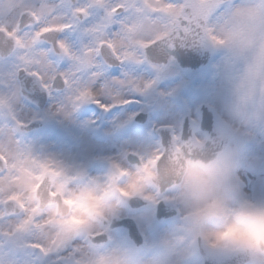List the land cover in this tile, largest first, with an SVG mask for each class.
I'll return each instance as SVG.
<instances>
[{
    "label": "clouds",
    "instance_id": "clouds-1",
    "mask_svg": "<svg viewBox=\"0 0 264 264\" xmlns=\"http://www.w3.org/2000/svg\"><path fill=\"white\" fill-rule=\"evenodd\" d=\"M137 3L142 13L134 16L129 22L131 27L122 29L115 39L124 61L136 60L140 52L149 49L167 53L211 46L222 50L226 65L235 71L234 111L241 116L264 118V0H170L166 12L156 13L143 0ZM224 6L227 8L221 12ZM46 22L53 21L45 16L37 27ZM34 24L26 14L18 30L14 23H8V31H16L20 42L0 31V53H17L21 74L38 73L50 88L62 81L71 89L68 104L72 109L98 102L97 93L81 85L79 77L93 69L99 58L107 63L120 62L116 55L107 47L76 54L75 69L61 74L55 71L49 56L40 54L39 45L45 41L33 34ZM106 32L107 28L103 38ZM55 52L66 56L58 48ZM121 84L140 87L135 81ZM85 92L89 95H82ZM114 99L123 102L119 96ZM12 103L6 86L0 95V110L10 114ZM10 118L15 120L14 116ZM17 127L0 126V212L4 214L0 235L6 239L16 234L15 217H30L27 230L36 235L34 243L51 253L66 251L79 237L88 240L71 252L72 264H187L194 249L236 258L242 264H264V202L244 198L235 184L237 151L229 147V135L187 141L175 137L168 148L146 160L147 168L142 161L134 171L115 168L106 183L73 186L62 168L59 176L38 179L42 174L40 158L21 145ZM36 185L39 188L34 194ZM14 195L29 212L21 211L16 201L9 200ZM132 196L147 200L164 196L181 209L178 224L160 241V254L147 260L130 250L105 251L95 243L107 234L105 222L120 211L125 198ZM66 199L74 203L66 204Z\"/></svg>",
    "mask_w": 264,
    "mask_h": 264
},
{
    "label": "rangeland",
    "instance_id": "rangeland-1",
    "mask_svg": "<svg viewBox=\"0 0 264 264\" xmlns=\"http://www.w3.org/2000/svg\"><path fill=\"white\" fill-rule=\"evenodd\" d=\"M81 2L83 3L85 0H81ZM238 2L239 0H237ZM31 6L45 7L44 11L39 14L38 23H41L45 16L51 17L53 21L51 23L46 22L38 35L52 29L61 30V27L65 24V22L56 23L55 21H64L61 14L68 12V0H0V23L7 22L17 25L18 17L22 12L17 13L15 10L23 8L24 12L31 13ZM226 8L227 6L221 9V12L225 11ZM8 33L19 38L16 36V31H8ZM38 35L35 36L38 37ZM39 52L42 55L48 54L43 49H39ZM214 58L212 65L205 71L185 73L174 65H170L165 69L154 67L145 60L142 52H140L138 59L122 62L119 78H114L107 73L95 75L94 85L91 88L97 93L98 102L89 103L100 106L104 102L103 107L98 108L102 110L103 114L92 106L88 108V116L81 121L76 115V110L68 104V93L58 97L57 108L56 106H48L42 111L44 115L42 117L47 121L48 130L47 135H43L41 138V140L45 139L43 143H40V139L34 136L29 139L19 137L18 130L16 131L17 138L22 146L30 149L34 156L40 158L38 163L42 168V172L49 170L59 176L62 174L60 171V168H62L70 177L72 174L84 171L87 168V160L92 165L93 158L87 157L89 153H92L93 147L98 148V144H92L85 138L83 140L82 136L72 147H68L66 142L61 141V139L53 146L47 141L51 133L65 132L69 127L75 128L80 123L84 125L81 128H86L87 132L100 133L105 139L104 145H102L103 143L101 145L107 154L105 158L106 165L110 166L116 164V162H121L120 154H125L127 148L125 146L131 142L127 140L120 143L118 135H114L113 132L116 128H118L119 133L127 129L130 123L128 118L130 113L134 111L147 112L151 124L168 125L176 128L181 114L194 117L195 109L202 103H208L234 132V138L229 147L237 151L235 184L240 188L244 198L252 202H264V118H256L253 115L241 116L234 111L233 78L235 71L229 69L226 65L225 54L222 50L215 49ZM19 62V56L15 53L10 62L0 63V85L4 87V89L0 88L3 91L1 94L5 93L7 86V90L13 98L10 114L0 110V126L5 124L15 126L18 124L17 122L26 124L38 116L35 111L23 104L20 97L15 73ZM50 63L55 69V63L53 61ZM131 81H135L140 85L139 90L123 87L121 84V82L127 84ZM116 83L120 84L118 95L113 93L114 86H117ZM148 83H151L152 86L145 88ZM117 96L126 103L115 100L114 97ZM86 104H82L84 107L79 106V114L85 112ZM12 116L15 117V120L10 118ZM55 119L58 120L57 123H55ZM146 152L151 157L156 153V150ZM40 178L41 176L38 177V179ZM72 184L73 186H81L76 179H72ZM87 185H90V183ZM36 186L33 188V193ZM9 199H14L20 203L23 212L30 211L18 196L14 195ZM121 211L122 209L118 213ZM179 213H181L180 208ZM3 219V213L0 212V225L4 223ZM15 219L17 220L15 236L12 239H6L0 235V264H27L29 251L34 250L33 242L37 237L27 230L31 218L25 220L17 217ZM139 219H141L140 223L149 235L151 222L148 220L147 215H142ZM7 222L11 223L12 220L10 219ZM174 227L170 228L167 234ZM147 239L150 242L152 238L147 236ZM43 249L46 254L49 252L47 249ZM195 254L196 249L190 253L187 264H198L199 259L195 258ZM61 255L67 257V253L62 251L53 253V256L52 254L45 256V258L49 259V257L53 258ZM141 257L145 260L149 259L144 254Z\"/></svg>",
    "mask_w": 264,
    "mask_h": 264
},
{
    "label": "flooded vegetation",
    "instance_id": "flooded-vegetation-1",
    "mask_svg": "<svg viewBox=\"0 0 264 264\" xmlns=\"http://www.w3.org/2000/svg\"><path fill=\"white\" fill-rule=\"evenodd\" d=\"M223 9V8H222ZM221 11V10H220ZM103 16L104 13L102 10L100 9H94L92 12V15L89 19L83 21L80 23V25L72 30L63 32L61 34H59L58 38L64 40L68 46L70 47V49L73 51V53L75 54H79L82 53L84 51V49L86 47L92 46L95 42V35L90 33L88 31V29H90L91 27L95 26L98 23L103 22ZM120 20L121 18L118 17L116 18V20L109 24L108 28H107V34L109 35H114L119 31L120 28ZM64 25L61 27V30L63 29ZM52 30H58V29H52ZM58 30V31H61ZM50 31V30H49ZM47 31H44L43 33H45ZM41 33V34H43ZM104 34H103V30H101V32L97 33V40H104L105 38H103ZM39 37V35H38ZM17 40V43H19V38L15 37ZM39 49H43L46 50L48 52L47 56H49V61L50 62H54L55 63V71L59 72L61 74H66V72L70 73L72 72L76 65L75 62L73 61V59L69 58L68 56L73 55L71 53H69L66 49H61V51L66 55V56H60V57H55L53 56V50L52 48L46 47L43 44L39 45ZM96 52L99 51V49L95 50ZM15 55V52H13L6 60H4L3 62L0 63H6V62H10L11 59L13 58V56ZM142 55L145 58V60L151 64L154 67L157 68H161V69H165L160 67L159 65L153 64L150 61H148L144 55V52L142 51ZM20 64V62L17 64L16 67V78H17V71L20 69V67H18ZM119 68H108L101 60V58H99L96 62V66L91 69V70H86L84 72L81 73L80 77H79V83L81 85L84 86H88V87H92L94 84V78L96 77L95 75H100L101 73L104 74H108L113 76L114 78H119V72L122 68V62H119ZM170 65H174L176 67H178L175 59H172V61L168 64V66ZM167 66V67H168ZM166 67V68H167ZM180 69V67H178ZM202 70L199 71H194V72H189V73H200ZM36 74V73H33ZM94 76V77H93ZM17 82V79H16ZM18 84V83H17ZM114 86V94L118 95L119 94V87L120 84L116 83ZM0 88L4 89V87H2V85H0ZM18 88H19V94H20V86L18 84ZM69 96L68 98L71 96V89L67 88L62 82L57 83L54 87H52L50 89V91H47L48 94V100L45 104V106L42 109H34L31 108L29 106V108H31L33 111H35L38 116L26 123L29 124L31 122L34 121H38L42 124V129L36 132H33L31 134H29L28 136H24L22 137L23 139H29L32 136L37 137L40 139V143H43V141H45V139H42L43 135H47V121L42 117L44 116L42 114V111L45 110L48 106L52 107V106H58V97L68 94ZM21 97V96H20ZM104 101V100H103ZM104 102H102L99 105H92L91 103H87L86 104V110L85 112H83L82 114L78 113V108H75L76 112H77V116L79 117V119L81 121H83L87 116H88V108L89 107H94L96 108L100 113L102 112V110H99L98 108H102L101 105H103ZM24 104V103H23ZM25 105V104H24ZM27 106V105H25ZM28 107V106H27ZM82 107H84L82 105ZM55 108V110H56ZM183 108V107H181ZM117 109V108H115ZM196 110L194 112V117H190L187 116L186 114H181L179 116V124L178 127L174 128L168 125H154L150 123V119H149V113L147 112H138V111H134L132 113H130L129 118V125L127 127V129L123 132H120L117 130L118 128H116L113 132L114 135H118L119 137V141L124 142L127 140H130L131 142L129 144H127L125 147L126 151L125 154L122 155L120 154V160L121 162L118 163L116 162V164L107 166L106 165V152L103 148L102 145H104V141L105 139L103 138V136H101L100 133H96L94 131H92V133H89L86 131V128H81L82 126H84L83 124H78V126L74 127H69V129H66L65 132L56 134V133H51V135H49L47 141L49 143H51L53 146H55V144H57L58 140L61 139V141H65L66 145L68 147H72L74 145L75 142L78 141V139L82 138L83 136V140L88 139L92 144L97 143L98 144V148L93 147L92 149V153L88 154V157H92L93 161H92V165H90L89 161L87 160L86 162V169L82 172H79L78 174H72L70 177H68V179H76L78 180V183L81 184V186L83 185H87V184H91L93 181L98 182L100 184L106 183L108 178L113 174L114 169H115V165H119L121 168H126L129 171H134L137 167L136 163L141 164L142 161H146L147 159L150 158L148 152L146 151H150V150H162L161 144L160 142L153 136L152 131L154 128H159V127H171L173 130V137H179L180 138V132H181V127H182V121L185 117H190L193 120V133L196 139H205V137L203 136V134L197 129V126L199 124V121L196 117ZM116 111V110H115ZM143 113L145 114L146 120L140 125L138 126L135 123L136 117L138 116V114ZM103 114V112H102ZM114 115V114H113ZM103 116V115H102ZM54 122V121H53ZM58 120L55 119V123H57ZM54 126V123H53ZM54 128V127H53ZM54 130L56 131V129L54 128ZM102 130V129H100ZM52 132V131H51ZM72 136V139H71ZM91 136V138H90ZM133 137H135V139H133ZM103 143V144H102ZM102 144V145H101ZM106 144V143H105ZM130 145V146H128ZM230 145V144H229ZM131 155H135L137 156V159H135L134 157H131ZM132 160H134L135 162H131ZM49 171V170H48ZM46 171L42 172L41 178L43 174ZM55 177L57 176L56 173H54L53 171H51ZM134 197H138L144 200H147L141 196H132L129 198H134ZM65 201H67L70 204H73L74 201L71 199H66ZM149 201V204L147 207H142L139 209H136L134 211L130 210V208L127 205L122 204L121 209L122 211L120 213H117L116 215H114L113 217H111L108 221L105 222V227L107 228V234L100 238L99 240H97L95 243L97 245V247L108 251V250H112L114 248H120V249H125V250H130L133 252L138 253L140 256H142L144 254V256L146 258H153L157 255L160 254L161 249H160V241L161 239L167 234V231H169L170 228H172L173 226H176L179 222L180 219V215L181 213H179V208L172 204V206L175 208L177 217L174 220H165L162 222H159L156 220V209H157V205L159 203H161L162 201H167L169 202L164 196H160L157 197L154 200H147ZM170 203V202H169ZM134 207V206H133ZM168 210L169 212H167V215H171L173 212L171 211L170 206H168ZM142 215H147L148 220L151 222V230L149 232V235L147 233V231L144 230L143 225H141L140 223V216ZM4 217V214H3ZM134 221L137 224V227L140 231V233L143 235V246L140 249H135V247L128 241L127 238V234L125 232V230H121L120 227H124V229H126V225L127 223H131V221ZM132 224V223H131ZM147 236L151 237V241L149 242L147 239ZM34 243V242H33ZM88 240L85 237H79L77 238L76 241L73 242L72 246H70L65 252L67 253V257H63L61 256H57V257H53L47 259L45 258V256L39 252L38 250H36V246H38V244L34 243L33 245V249L32 251H29V260L27 261V264H51L53 262H59V264H72V259H71V252L74 251V248L76 246H79L81 244H87ZM42 252H44L46 254V251L44 249H41ZM26 253L28 254V252L26 251ZM5 255V254H3ZM53 256V254H52ZM195 258L199 259V262H197L198 264H203V262L200 259V255H199V251L198 249H196V254L194 255ZM193 256V257H194Z\"/></svg>",
    "mask_w": 264,
    "mask_h": 264
},
{
    "label": "water",
    "instance_id": "water-1",
    "mask_svg": "<svg viewBox=\"0 0 264 264\" xmlns=\"http://www.w3.org/2000/svg\"><path fill=\"white\" fill-rule=\"evenodd\" d=\"M25 14L28 16L31 15L30 12H26V11L20 14L16 26L17 30L19 28L20 19ZM0 31H3V29H0ZM54 32H58V30L47 31L41 34L39 37H43L47 33H54ZM7 35L9 37H12L8 33ZM41 44L45 45L46 47L52 48L53 41L51 40L45 41ZM143 52L148 61H150L153 64L159 65L162 68H166L168 64L172 61V59H175L180 69L186 73L205 69L209 65L215 54V50L211 46H206L197 49L178 48L176 50H169L167 53H161L152 49ZM12 53L13 52H9L6 54L0 53V61L6 60ZM53 54L55 57L61 56L56 54L55 48L53 49ZM101 60L108 68H119L118 65L119 62L107 63L102 58ZM17 82L20 86L21 97L26 104H28L34 109H42L45 106L48 100V94L45 88L42 86L40 80L29 77L25 73L21 74L20 70H18ZM146 117L147 116L143 113L138 114L135 123L138 126H140L146 120ZM196 117L199 121L197 129L203 134L205 138H209V137L214 138L220 135L221 133H225L230 136V141H229L230 144L231 140L234 138L233 130L221 117L217 115L216 111L209 104L206 103L201 104L196 110ZM19 125H23V126L21 127ZM19 125L17 127V130L22 136H28L29 134L42 129V124L38 121H34L29 124H19ZM152 134L160 142L162 149L168 148L174 139L173 130L171 127L154 128ZM193 138H195L193 133V120L190 117H185L182 121L180 139L187 141ZM131 157L137 159V156L135 155H131ZM131 162L133 163L135 161L132 160ZM136 164L137 166H140L139 163ZM45 175L55 177L53 173L45 172L42 176L41 181L43 180ZM38 188L39 185H37L35 192L37 191ZM65 203L71 205L67 201H65ZM17 204L22 211V206L18 202ZM123 204L127 205L130 208V210L134 211L142 207H147L149 201L138 197L125 198ZM168 206L172 207L171 211L173 213L171 215H167L168 214L167 212H169ZM174 211L175 208L172 206L171 203L167 201H162L157 205L156 220L159 222L165 220H174L177 217V214ZM130 221L132 224L131 223L125 224L126 229H124V227H120V229L125 230L128 241L135 247V249L138 250L143 246L144 243L143 235L140 233L137 224L132 220ZM198 251L203 261V264H242V262L236 258L221 256L207 249H198ZM51 264H59V262H53Z\"/></svg>",
    "mask_w": 264,
    "mask_h": 264
},
{
    "label": "snow or ice",
    "instance_id": "snow-or-ice-1",
    "mask_svg": "<svg viewBox=\"0 0 264 264\" xmlns=\"http://www.w3.org/2000/svg\"><path fill=\"white\" fill-rule=\"evenodd\" d=\"M144 5L153 13L156 12H166L168 10L170 0H143ZM156 5H160V7H156ZM45 7H32L31 6V15L30 17L35 21V24L31 27L33 28V34L38 35L42 29V27H37L39 25L36 20L44 11ZM94 9H100L103 11V22L96 24L95 26L88 29V31L95 35V42L92 46L86 47L83 52H93L96 49H102L107 47L110 51H112L116 57L120 60V62L124 61V58L120 55V53L116 49L115 39L120 34L121 30L124 28H130L131 24L129 23L134 16L142 13L143 9L138 5L137 0H85V2H81V0H68V12L61 14L65 24L61 31L54 32V33H47L42 38L44 41H53L52 50L54 48L58 49H66L69 53L73 54L68 56L71 59L76 58V54L70 49L68 44L59 39V34L72 30L80 25L81 22L89 19L92 15ZM120 17V28L119 31L114 35H109L107 32L105 33L104 40H97V33L101 32L108 28L109 24L113 23L116 18ZM8 23H0V28H3V31L7 34L8 33ZM25 74L29 77L38 79L41 81L42 86L45 88L46 91H50V86L45 83L40 77L38 73L33 75V73L25 71ZM67 77L65 76V81ZM151 83L145 85V88L151 87ZM139 90V88H138ZM82 95H89V93L85 92ZM95 102V101H94ZM122 103H126L123 101ZM103 107V105H101ZM19 124V122H17ZM23 126V125H19ZM145 168H147V162L145 161L144 164ZM115 168H119V165H115ZM125 195H130V193L125 192ZM39 252H41L44 256H49L53 253L48 252L46 255L44 252L41 251L43 249L42 245H38L35 248Z\"/></svg>",
    "mask_w": 264,
    "mask_h": 264
},
{
    "label": "trees",
    "instance_id": "trees-1",
    "mask_svg": "<svg viewBox=\"0 0 264 264\" xmlns=\"http://www.w3.org/2000/svg\"><path fill=\"white\" fill-rule=\"evenodd\" d=\"M2 92H3V91H2V90H0V95H3V94H4V93H3V94H1Z\"/></svg>",
    "mask_w": 264,
    "mask_h": 264
}]
</instances>
